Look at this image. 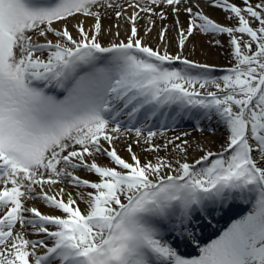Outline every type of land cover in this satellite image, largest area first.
I'll return each instance as SVG.
<instances>
[{
	"label": "snow or ice",
	"instance_id": "snow-or-ice-1",
	"mask_svg": "<svg viewBox=\"0 0 264 264\" xmlns=\"http://www.w3.org/2000/svg\"><path fill=\"white\" fill-rule=\"evenodd\" d=\"M0 264H264V0H0Z\"/></svg>",
	"mask_w": 264,
	"mask_h": 264
},
{
	"label": "bare ground",
	"instance_id": "bare-ground-1",
	"mask_svg": "<svg viewBox=\"0 0 264 264\" xmlns=\"http://www.w3.org/2000/svg\"><path fill=\"white\" fill-rule=\"evenodd\" d=\"M204 8L207 10V12L210 14V16L213 19H216L218 21L223 20L225 14L223 13L222 10H218V9L213 10L205 6ZM186 19H187L186 14L181 13L180 20H181V23L184 24L185 26H186ZM107 23L108 22L105 21L106 25ZM160 23H161L160 21H157V30L160 26ZM163 23H168L171 25L173 23V18L169 16V19L167 21H164ZM144 24H145V21H140L141 34H143V31H144V28H143ZM172 35H175V33L173 32ZM153 36H155V30L153 32ZM104 39H105V42H107V40L110 39V37H105ZM208 39L209 37L203 36V35H196L194 38H191L187 43V48L184 51V55L187 56L189 59L198 60L201 63H207L210 65L216 66V69L213 74L221 75L223 74L221 69L229 66V60L226 54H223V49L209 45L207 43ZM150 43L152 44L153 47L156 46L154 41H150ZM193 49L195 50L193 51ZM176 51L177 49L175 45L169 48V52L173 54H175ZM182 123H191V122H182ZM205 126L207 129H210L212 127H215V124L213 123L212 125H207V122H205ZM183 131H189L192 133V136L188 137L192 141V144H193V149H190L189 154H188L189 160H192L193 158H198V156L200 155V152L197 148V144H199V146L205 147L206 149H210L212 151L219 150L220 133L223 131L222 128L217 129L215 134H213L211 130H206L204 133L195 132L193 131V127L192 128H177V129L171 128L168 131L167 135L168 137H173ZM159 142L160 141L158 139L157 143ZM128 143H131L130 139H123L121 141H118L116 145L119 148H123V147H127ZM133 150L137 153V155L141 157L142 160L146 158V154L143 152L142 148L137 147L136 145H133ZM160 155L163 156L165 155V153L161 152ZM126 159L128 158L126 157ZM100 160H102V158H100ZM233 218H238V217L235 216ZM231 219L225 224V226L220 231H222L225 227H227V225L231 222ZM214 238H215V235L211 239H214Z\"/></svg>",
	"mask_w": 264,
	"mask_h": 264
},
{
	"label": "rangeland",
	"instance_id": "rangeland-1",
	"mask_svg": "<svg viewBox=\"0 0 264 264\" xmlns=\"http://www.w3.org/2000/svg\"><path fill=\"white\" fill-rule=\"evenodd\" d=\"M202 7H203V9H204V12H205V14H207V15H209L210 16V14L207 12V10L204 8V6L202 5ZM211 17V16H210ZM212 18V17H211ZM192 123H180L178 126H176V127H173V128H192ZM155 130V129H154ZM116 148H117V151H118V153L123 157V158H125L126 159V157L129 159V153L127 152V150H126V147H123V148H119L117 145H116ZM100 163H102V164H106L107 163V160H106V158H103L102 157V160H100ZM82 176H87V178H90V179H93V180H95L96 179V177L94 176V175H88V174H86V173H80ZM37 191H39V189H37ZM30 204L31 203H33L32 201H30L29 202ZM36 204H37V206L38 207H40L41 208V210L42 211H49L47 208H45L44 207V205L41 203V202H35ZM81 207L83 208V205H81ZM218 219V218H217ZM30 239H35L36 237H32V236H30L29 237Z\"/></svg>",
	"mask_w": 264,
	"mask_h": 264
}]
</instances>
